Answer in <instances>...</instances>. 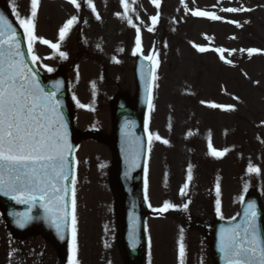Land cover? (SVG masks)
<instances>
[{
	"label": "rangeland",
	"instance_id": "obj_1",
	"mask_svg": "<svg viewBox=\"0 0 264 264\" xmlns=\"http://www.w3.org/2000/svg\"><path fill=\"white\" fill-rule=\"evenodd\" d=\"M27 1L15 0L21 17L30 15ZM221 1L161 0L160 8L157 9L152 0H127L125 9L121 0H92L95 7L93 12L88 0H77L79 8L69 0H50L49 4L40 0L38 13H41V23L36 35L59 43L58 51L67 53V59L39 42L35 43L34 51L36 55L42 56L44 63L52 67L58 66L60 62V66L71 72L70 77L76 78L77 84H71L77 97L76 103L79 101L86 106H78L79 124L85 120L84 128H89L97 120V124L108 131L111 125L108 96L135 88V56L132 51L135 48L136 27H139L142 52L147 56L155 53V59L159 62L156 69L159 78L155 80L150 118L154 125L152 128L165 129V140L169 139L168 133L174 127L180 131V137L172 138L175 149H169L168 145L167 150L163 148L161 152L158 148L156 152L152 149V189L157 187L160 179H164L163 161L172 158L177 149L188 153L191 144L200 147L207 137L220 139L222 144L225 136L228 159L221 163L228 168L225 180L227 189L223 190L224 196L221 191L220 200L221 207L224 203L228 204L225 217H233L239 210L240 197L246 191V184L247 190L259 187L264 201V188L260 183L264 175V0H227L229 7L243 5L252 11L224 12V16L219 15L221 20L214 21L191 14L193 10L216 14ZM157 12L159 21L155 30L149 32L147 29L152 27L151 17ZM97 14L100 19L96 18ZM74 15L78 22L67 38L60 42V28ZM128 18L136 27L129 23ZM227 21H238L241 26ZM194 44L209 50L200 52ZM216 48L236 49L233 55L228 52L224 54L232 64L224 63L220 54L212 50ZM241 48L262 51L248 57L246 52L239 51ZM114 59L119 63L114 62ZM99 94L102 95L101 100L97 101L95 97ZM201 101L220 105L224 103L225 106H234L235 110L210 108ZM97 102L100 105L95 113ZM111 157L108 145L92 139H84L76 153L79 264H123L116 242L114 199L109 185ZM249 164L259 167L261 174L249 175ZM200 191L198 202H202ZM152 194L157 200L161 196L154 190ZM172 222L169 219L168 226ZM161 225L154 237L159 240V245L157 248L150 247L148 264H179L176 239H172L171 234L173 226H166L162 233ZM37 240L38 245L45 244L43 239ZM51 253L49 264H61L52 247ZM192 262L190 253L186 255L185 264Z\"/></svg>",
	"mask_w": 264,
	"mask_h": 264
},
{
	"label": "snow or ice",
	"instance_id": "obj_2",
	"mask_svg": "<svg viewBox=\"0 0 264 264\" xmlns=\"http://www.w3.org/2000/svg\"><path fill=\"white\" fill-rule=\"evenodd\" d=\"M77 8L80 4L77 0H69ZM157 9L160 8L161 0H152ZM194 2V0H193ZM40 0H31L30 15L21 17L20 12L12 0V15L16 17L20 28L23 29V36L27 42L28 55L31 56V64L40 62L41 58L35 54L34 45L36 42L47 45L49 48L58 51L60 44L52 43L47 39L36 35V18ZM122 6L127 9V0H121ZM88 5L95 12L92 0ZM223 12L239 13L252 11V9L240 7H227L221 9ZM193 16L206 17L209 20H221L222 17L213 12L193 10ZM120 15L119 13L117 14ZM100 19L99 14L96 16ZM129 23L132 24L130 18ZM152 27L149 32L155 30L159 21V12L151 17ZM78 22L77 16L68 19L59 30V41H64L72 27ZM241 26L238 21H227ZM248 23V21H246ZM133 27H136L132 24ZM234 38V37H233ZM200 52L208 51L206 47L193 45ZM220 54V59L226 64H232L231 60L225 58L224 53L235 54L236 49L216 48L212 49ZM142 42L139 27H136L135 48L132 55L142 53ZM241 53L246 52L248 57L260 53L262 50L256 48L239 49ZM58 55L67 59V53L58 51ZM155 53L146 57L152 62L153 67L146 74L152 81L159 77L156 75L158 60ZM51 57H45L50 59ZM114 62L119 61L114 59ZM48 72L53 69L43 65ZM39 73L29 66L25 53L21 47V40L17 29L13 27L8 17L0 12V194L10 196L17 204H30L33 207L39 203L44 209L45 218L56 228L60 239H64L63 231L71 229L72 239L70 244V255L68 264H79L77 258V200L76 176L73 172V160H70L72 144L69 142L68 123L61 112L62 101L56 98L60 90V83L55 85L56 91H46L38 79ZM73 99H76L73 97ZM238 99V98H235ZM210 108H221L225 111H234V106H224L216 103L201 101ZM77 104L81 108L86 106ZM149 109H152L151 95L149 94ZM145 132L148 133L149 148L153 140L168 144L158 134L149 131L148 121H145ZM131 136V133H126ZM191 135V133H189ZM137 148L131 152V167H137L139 141H133ZM210 154L220 158L226 154L227 149L217 151L209 142ZM247 172L249 175H260L261 169L249 164ZM147 165H145V200L148 199ZM71 177V179H70ZM191 166L188 169L187 182L180 189V195H187L189 182L192 180ZM71 185V189L69 188ZM248 185H245L247 190ZM220 185H216L215 211L220 219H224L221 211ZM71 205L69 206V196ZM241 202L244 197H240ZM149 207L151 205L149 204ZM176 206L165 201L159 209L154 211L163 213ZM187 210L188 203L183 205ZM259 213L255 201L248 202L243 209L242 219L231 227L221 228L219 236V252L222 254L223 264H264V232L258 223ZM16 223L24 227L33 219L31 209L23 213H16ZM236 217H232L235 220ZM137 218L132 217V231L130 233L133 242L136 237ZM186 248L183 229H181L178 241L179 264H185Z\"/></svg>",
	"mask_w": 264,
	"mask_h": 264
},
{
	"label": "water",
	"instance_id": "obj_3",
	"mask_svg": "<svg viewBox=\"0 0 264 264\" xmlns=\"http://www.w3.org/2000/svg\"><path fill=\"white\" fill-rule=\"evenodd\" d=\"M120 117H127L130 113L128 112V111H126L125 109L124 110H121L120 111ZM139 114H137L136 116H138ZM116 146H117V138H115L114 139V142H113V147H114V149L115 150H117V148H116ZM119 168L117 169V171L119 172ZM115 181V180H114ZM115 183H116V185H115V189H116V192L118 193V196H119V201L121 202L122 201V203L123 202H126V195H125V193H124V189L120 186V184L119 183H117L116 181H115ZM140 191H141V187H140V183L139 182H137L136 183V185H135V195L136 196H138L139 197V195H140ZM122 205V204H121ZM122 209H123V207H122ZM125 209V208H124ZM123 210H121L120 209V211H119V217H120V219L121 220H123V219H125V214L123 215ZM122 224H125V223H122ZM120 227H121V229H126V228H124L123 226H121L120 225ZM262 232H264V229L262 228ZM123 250H124V252L126 253V256H127V258L130 260V264H135V261L136 262H140V260L139 259H135V257L137 256V253L138 252H136V251H132V250H129L128 249V246H126L125 244L123 245ZM139 252H141V250H139ZM140 258V257H139ZM141 264H142V262H141Z\"/></svg>",
	"mask_w": 264,
	"mask_h": 264
},
{
	"label": "bare ground",
	"instance_id": "obj_4",
	"mask_svg": "<svg viewBox=\"0 0 264 264\" xmlns=\"http://www.w3.org/2000/svg\"><path fill=\"white\" fill-rule=\"evenodd\" d=\"M224 6H225V5H222V6L219 7V9H218V13H219V14H221V13L223 12L221 9L224 8Z\"/></svg>",
	"mask_w": 264,
	"mask_h": 264
}]
</instances>
